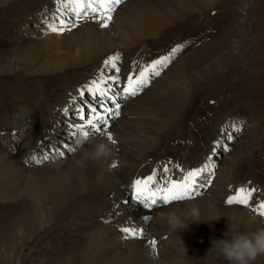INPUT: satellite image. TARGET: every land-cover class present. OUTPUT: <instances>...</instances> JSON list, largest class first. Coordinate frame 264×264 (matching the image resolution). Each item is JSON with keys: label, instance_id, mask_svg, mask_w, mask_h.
<instances>
[{"label": "rangeland", "instance_id": "374dc122", "mask_svg": "<svg viewBox=\"0 0 264 264\" xmlns=\"http://www.w3.org/2000/svg\"><path fill=\"white\" fill-rule=\"evenodd\" d=\"M182 1L191 4L208 0ZM61 3L60 10L66 17L73 18L75 14L79 15L81 10L83 15L89 12L85 9L86 2L84 5L72 0H61ZM17 6V3L12 2L7 8H0V153H7L10 161L20 163L28 169L43 168L46 164L53 163L52 157L57 151L64 153L62 161H65L74 159L88 150L91 143L75 153L72 151L75 147L74 134L77 128H86L90 132V141L93 142L106 133L113 137L116 133L131 130L128 128L134 126L141 140L152 137L156 151L144 153V156L138 159L140 162L137 160L134 168L131 167L132 173L136 174L134 176L140 177L148 184L145 196H150L151 191L157 192L163 180L169 181L173 174L179 173L182 176L179 182L189 181V172L199 169V174L191 177L194 194L185 199L188 202L206 195L205 191H209L210 184L214 185L222 176L230 177L237 188L240 189V186L246 184L245 188L251 186V189L256 190L253 193L264 197V135L259 138L250 137L244 127L246 114H256V121L259 120L257 117L264 115V0H213L204 11L193 12L186 9L172 19L169 26L162 30L153 42L139 44V50L131 55L121 54L123 60H127L132 80L145 69H150L154 61L169 58L164 65L157 67L159 75L152 71L146 73L144 78L147 83L139 86L136 95H128L123 91L129 80L121 86H116V79H110L114 76L110 74L118 66H111L108 72L107 69L97 71L96 74L94 61L87 66L72 67L64 74L62 81L57 80L58 82L42 80L43 76L23 74V61L18 54L21 55L24 46L31 41V29L35 24L24 19L20 7ZM41 15L38 26L44 31V36L57 34V30L52 29L58 26L54 25L52 20L58 21V17H52L53 15L46 11ZM117 61L116 65H121L122 59ZM120 68L121 66L118 73L122 75ZM106 72L107 75H104ZM105 81L106 83H103ZM164 81L179 85L185 81L189 90L187 100L181 105L177 118L166 127L161 125L163 117H151L144 109L137 110L133 106L138 98L144 101L148 99L147 103L150 102L151 94L158 98L165 97L167 100L174 96V85L164 86ZM93 82L101 83L108 97H114L115 103L120 105L117 109L119 114L110 116L100 132L86 124L81 117L90 116L94 119L95 115L100 113L107 116L104 108H114L115 105L108 102L104 107L101 106V102L106 101L107 97L100 96L97 99L89 91L94 89ZM70 83L69 92L66 87ZM22 105H27L25 110ZM167 105L168 103L162 108L169 110ZM92 108H95L96 112L90 113ZM139 112L140 114L135 116V113ZM54 120L58 121V126H53ZM143 120L151 124L139 126V122ZM159 123L161 127L157 132L154 124ZM115 130L118 132L114 134ZM248 139L255 145L251 154H247L245 149V141ZM217 141L219 143H216ZM112 164L113 162L109 163V166ZM113 168L125 171L120 163ZM129 185L132 186L128 183L126 186H115L109 196L119 199L120 202H133L135 205H132V211L140 213L150 200L146 199L143 203L137 200L135 188L133 193L129 194ZM233 185H228L230 197L239 195L237 188L232 189ZM254 198L251 197L250 200L255 203ZM13 202L0 201V264H54L53 261L63 257L79 237L101 229L104 224L110 222L105 218L104 210L97 209L85 217L87 226L79 235L75 232L62 235L66 230L63 226L61 230H56L49 244L45 242L48 238H41L44 229H40L39 247L34 244L26 247L24 251L21 249L22 253L19 252L16 261L12 262L6 259V250L11 247H14L15 251L16 247L21 248L18 225L21 222L20 212L19 209L9 212ZM106 204L100 206L104 208ZM161 206L162 204H158L147 208L152 212V216L148 225L131 228L140 233L135 238L140 237L148 241L157 231L168 229L166 231H171L169 234L175 242H195L194 246L187 249L189 260H202L203 264H228L218 253L215 260L209 256L203 257L205 253L201 250L204 245H209L211 239L217 237L218 230H221L220 239L229 238L225 235L227 228H235L237 222L225 221L210 228L211 231L208 229L199 235L194 232L196 230L193 227L190 230L185 228L172 231L168 224L164 227L159 222L165 211ZM176 207L171 208L176 209L174 211L169 208V213L173 211L179 215L181 211ZM187 223L193 224L198 230L206 225L201 221ZM113 224L116 225L114 222ZM119 230L122 231L121 228ZM6 236H10L12 241L9 242ZM43 246L48 247L47 250L42 248ZM35 248L37 253L34 255V261H29ZM175 259V262L180 261L178 256H175Z\"/></svg>", "mask_w": 264, "mask_h": 264}, {"label": "bare ground", "instance_id": "6f19581e", "mask_svg": "<svg viewBox=\"0 0 264 264\" xmlns=\"http://www.w3.org/2000/svg\"><path fill=\"white\" fill-rule=\"evenodd\" d=\"M72 1L77 4H84V2L86 5L90 4L91 7L84 4L85 9L89 12L83 15V10H81L79 15L75 14L71 18L66 17L60 10L61 0H0L2 9L7 8L12 2L17 3L21 9L22 17L35 24L31 29V41L24 46L21 55L18 54V57L23 61L21 69L23 74L43 76L42 80L45 81H62L64 74H67L72 67L87 66L93 61L96 65L94 67L96 74L97 71L106 69L108 72V68L112 64H106V61L118 56L119 60L122 59L121 65H116L118 59L114 62L116 67L121 66L120 70L123 74L120 75L116 68L110 76L114 75L113 77L117 81L115 85L121 86L123 82L129 80V77L132 78L129 76L131 70L127 65V60H123L121 54L131 55L137 51L139 44L153 42V39L169 26L172 19L182 14L184 10L204 11L209 4L213 3V0L191 4L182 0H122L119 5H109L113 7L109 13L96 0ZM93 8H96L97 11H93ZM45 11L51 13L52 17H58V21L52 20V23L58 26L56 27L58 33L49 37H45L44 31L40 30L38 26L41 21V13H45ZM108 15H111V20L107 19ZM105 23L107 26H102ZM107 72L104 75H107ZM163 85H174V87L172 86L176 91H174V96L169 97L168 100L159 96L162 98L161 100L151 94L150 102L147 103L148 99L144 101L140 100L142 98H138L133 106L137 110L144 109L151 117H163L161 125L166 127L179 113L181 105L187 100L189 90L185 81H182L180 85L164 81ZM70 86L71 83L65 89L71 90ZM172 97L174 98L171 100ZM167 103L169 110L162 108ZM25 107L27 105H22L24 110ZM136 114H140V112L135 113V116ZM255 115L252 113L245 115L244 127L250 137L259 138L264 135V115L260 118L257 117L259 119L257 121ZM137 116L141 117V115ZM52 124L54 127L58 126V121L54 120ZM140 124L149 125L151 123L143 120L139 122V126H141ZM161 125L160 123L154 124L155 131L158 132ZM128 129L131 130L120 132L115 130L114 134L116 131L118 133L113 137L111 135V141L105 134L91 142L85 153L79 154L74 159L61 160L59 163H49L50 165L45 163L43 168L28 169L20 163L10 161L7 153H0V201H14L9 212L19 209L20 217L17 216V218L19 217L21 221L19 224L17 223L20 229L19 246L21 244V248L16 247V251L14 247L6 250L8 251L7 260L10 259L13 262L17 258L16 256L22 253L20 250L24 251L28 246L37 244L39 247L40 229H44L41 238H48L45 241L47 244L52 242L56 230H61L63 226L66 227V230L62 232V235H65L66 232H75L76 235H79L80 231L87 226L85 217L100 209L104 210L105 218L110 222L104 224L101 229L83 234L63 257L53 261L54 264H203L202 260H189L187 257L188 247L194 246L195 242L189 240L175 242L169 234L171 231H166L168 229L157 231L152 237L150 236L148 241H144L140 237L135 240L130 237L126 238L128 234L119 230L120 228L148 225L150 216H152V212L145 207L141 209L140 213H136L132 211L133 202H120L119 199L109 196L115 186H126L127 183L132 185H129V194L133 193L135 182L142 179L134 176L136 174L132 173L131 167L144 156V153L156 152L152 137L141 140L134 126ZM100 142L109 144L111 156L98 161L91 158L85 159L93 151L94 145ZM245 149L247 154H251L255 150L251 139L245 141ZM77 161L80 163L78 164ZM111 162L113 164L109 166ZM118 163L124 167L125 171H117L113 168ZM181 177L178 173L173 174L169 181L162 179L163 183L160 188L170 186L171 181L179 182ZM210 185L209 191H205L206 195L204 194L193 201L190 199L192 202H188V200L185 202L173 201L162 205L161 208L169 213V208L174 211L176 209L171 208L177 206L176 208L181 211L179 213L181 216L187 215L191 208H197L200 213L199 221L206 225L198 230L193 224L188 223L187 229L190 230L193 227L196 230L194 232L198 235L208 229L211 231L210 228L225 223V221L237 222L234 229L238 231L264 229V218L257 211V206L264 202L262 195L252 193L251 197H256L253 199L256 202L250 200L247 206L230 205L226 202L230 197L228 185H233L230 177L222 176L214 185ZM245 185L240 187L245 190L251 189V186L245 188ZM236 188L237 186L233 185L232 189ZM158 190L157 195H162ZM236 190L239 193V188ZM105 203H107L106 207L100 206ZM165 211H163V217L158 219L164 227L167 224ZM176 213L178 214V212ZM187 221L193 220L189 218ZM220 233L221 230H218L215 239H220ZM6 237L9 242L12 241L10 236ZM213 240L209 241V245H204L201 252L205 253L203 257L209 256L215 260L217 251L214 249ZM153 241H155L154 246ZM42 248L47 250L48 247L43 246ZM36 250V248L33 250L29 261H34ZM175 256L179 257V262H175L177 259ZM18 262L20 261L18 260ZM255 264H264V256L258 258Z\"/></svg>", "mask_w": 264, "mask_h": 264}, {"label": "snow or ice", "instance_id": "6c2138e0", "mask_svg": "<svg viewBox=\"0 0 264 264\" xmlns=\"http://www.w3.org/2000/svg\"><path fill=\"white\" fill-rule=\"evenodd\" d=\"M96 2L99 3L106 12L110 13L113 10V7H110L109 5H112V6L119 5L122 2V0H96ZM86 6L91 7L90 4ZM92 10L97 11L96 8H93ZM107 19L111 20V15H108ZM102 26L106 27L107 24L105 23ZM52 30L56 31L57 29L53 28ZM117 59H119L118 56L111 58L109 61H106V64L110 63L115 68L116 65L114 61ZM168 59H169L168 57H164L162 59L154 61L150 69H145V71L141 72L135 80H132V78L129 77V83L123 89V91L127 93L128 95H136L139 90V86H142L147 83V81L144 78L146 73L149 71H152L155 75H159V71H157V67L160 65H164ZM110 79H116V78L110 77ZM103 83H106V81ZM93 84H94V89H89V91L92 92L93 95L97 99H99L100 96L107 97L106 101L101 102L102 107H104V105L108 102H112L115 105L114 108H107V107L104 108V111L108 114L107 116H105L103 113H100V114L95 115L94 119L91 118L90 116L81 117L82 119L85 120L86 124L90 125L95 131L100 132L103 130V126L106 125L107 119L110 116L119 114L117 109H119L120 105L118 103H115L114 97H108V93L107 91L103 89V85L101 83L93 82ZM89 112L94 113L96 112V109L92 108L89 110ZM107 135L109 139H111V135L110 134H107ZM216 143H219V141H217ZM200 171L201 170L198 169V170L189 172V178H190L189 181H181V182L171 181L170 186L162 187L158 190L160 193H162V195H159L158 197H157L156 191H151L150 196H145V192L148 191V184L146 181L137 180L135 182L136 199L142 203L146 199L150 200V203L146 204L148 207H153L158 204L167 205L173 201H182L185 199H189L194 194L192 184H191V177L198 175ZM148 179L150 180L151 178H148ZM238 191L241 195L229 197L228 200L226 201L228 204L247 206L250 203L251 194L255 192L256 190L255 189L245 190L241 188ZM257 211H258V214L262 218H264V202L260 203L257 206ZM122 231L128 234L126 238L128 237L135 238L140 234L138 230L131 229V228H123ZM152 243L154 246L155 241H153Z\"/></svg>", "mask_w": 264, "mask_h": 264}, {"label": "clouds", "instance_id": "9594fccd", "mask_svg": "<svg viewBox=\"0 0 264 264\" xmlns=\"http://www.w3.org/2000/svg\"><path fill=\"white\" fill-rule=\"evenodd\" d=\"M111 141V139H109ZM91 143L90 132L86 128H77L74 134V144L72 151L75 153L82 150L86 144ZM111 148L108 143L100 142L94 145L93 151L85 157L93 160L108 158L111 156ZM64 157L62 151H57L52 157L53 163H59ZM47 159V157H46ZM79 164L80 161H77ZM148 208L147 205H145ZM199 210L195 207L190 212L181 216L176 212L167 215V224L172 231H179L187 228V220L191 218L194 222L199 221ZM229 238L213 240L214 249L223 257L228 264H255L258 258L264 256V229L256 231H238L229 226V231L225 233Z\"/></svg>", "mask_w": 264, "mask_h": 264}]
</instances>
